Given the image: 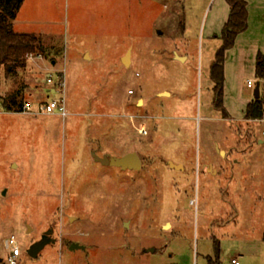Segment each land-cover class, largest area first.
<instances>
[{"label":"rangeland","instance_id":"rangeland-1","mask_svg":"<svg viewBox=\"0 0 264 264\" xmlns=\"http://www.w3.org/2000/svg\"><path fill=\"white\" fill-rule=\"evenodd\" d=\"M225 9V0H24L15 31L53 52L2 72L0 96L21 91L38 109L49 89L58 95L48 78L60 74L71 115L7 112L0 97V264L12 238L18 264H209L216 242L222 264H264V122L245 118L264 36L251 37V59L225 62L224 115L211 69ZM92 151L137 152L142 168L103 165ZM49 231L55 242L32 257Z\"/></svg>","mask_w":264,"mask_h":264},{"label":"trees","instance_id":"trees-1","mask_svg":"<svg viewBox=\"0 0 264 264\" xmlns=\"http://www.w3.org/2000/svg\"><path fill=\"white\" fill-rule=\"evenodd\" d=\"M231 11L221 38L222 46L216 54L211 69V79L215 84L216 107L224 115L227 111L223 107L225 87V62L227 52L235 45L238 35L248 27V10L246 0H226ZM24 0H0V87L2 72L6 78L16 76L18 70L26 68L31 55L47 56L53 52V47L45 46L41 37L34 33H19L14 29V21ZM256 74L258 79H264V55L259 53L256 60ZM21 91H17L2 98V105L7 112H24L23 99L18 100ZM263 100L253 99L246 108L245 118L248 120L262 117ZM216 260L209 259V264L221 263V246L215 244Z\"/></svg>","mask_w":264,"mask_h":264},{"label":"crops","instance_id":"crops-1","mask_svg":"<svg viewBox=\"0 0 264 264\" xmlns=\"http://www.w3.org/2000/svg\"><path fill=\"white\" fill-rule=\"evenodd\" d=\"M226 1V0H225ZM247 2V10H248V27L247 29L240 33L236 39V42H235V45L232 49H230L228 52H227V57H226V63L229 62L230 58L232 57L233 58V55H242L243 57H248L249 59H251V52H252V49L254 48V46L252 47L251 46V37L255 34H258L259 36H264V0H246ZM230 11H231V8L229 6V4L227 3L226 1V9H225V14H226V17L224 19V22L228 21L229 19V15H230ZM46 46V44H44ZM262 47H257L256 51L258 52H262ZM262 54V53H261ZM86 58L87 56H89V59L91 58L89 54H85ZM257 56L258 54L254 57L256 58L255 60H257ZM126 57V56H125ZM123 57L122 59L124 60ZM129 57L130 54H129ZM124 63V62H123ZM129 63H131V58H129ZM55 64V63H54ZM125 64V63H124ZM42 65V64H41ZM126 65V64H125ZM128 66V65H126ZM251 66V65H250ZM250 66H246V69L247 68H250ZM252 68V73L257 77V74H256V61L255 63L251 66ZM225 75H227V79L225 80V86L227 88V81H228V74H227V70L225 72ZM49 83V82H48ZM51 85V83H50ZM53 85V84H52ZM229 88V87H228ZM52 90L49 89L47 91V99L46 101H44L45 103L49 102L52 98H54V96L52 95ZM23 99V102L24 104L26 103H29V101H27L23 95V97L21 98ZM254 99V98H253ZM252 100H248L245 104V114H246V108H247V105L251 102ZM227 105V104H226ZM68 108V107H67ZM228 109V108H227ZM231 110L228 109V112L229 114L232 116ZM59 117H62V119H68V117L71 115L70 111L68 110V116L66 117H63L59 114H57ZM93 152V157H94V154H97L99 157H104V156H110L112 157L110 154L108 153H105L103 155L99 154L97 151H92ZM137 153V152H136ZM94 160L96 162H98L95 157H94ZM100 163V162H99ZM102 164V163H101ZM233 259H237V258H233ZM232 259V260H233ZM231 260V262H232ZM233 264V263H232Z\"/></svg>","mask_w":264,"mask_h":264},{"label":"built area","instance_id":"built-area-1","mask_svg":"<svg viewBox=\"0 0 264 264\" xmlns=\"http://www.w3.org/2000/svg\"><path fill=\"white\" fill-rule=\"evenodd\" d=\"M35 57L43 58L42 55H38V56L31 55L29 59ZM48 82L57 86L58 95L52 98L49 102L39 105L38 109H33V107L29 103H26L23 107L24 112H28V113L35 112L37 114H45V115L59 114L63 117L68 116L67 99H66V81L64 76L57 74V79H55L54 76L51 74L50 77L48 78ZM258 82L260 83V98L263 100V106H262L263 115L262 117L251 119L250 121L264 122V79H258ZM248 84L253 85V82L249 80ZM143 131L146 132L144 128L142 129V132ZM9 246H11V253L10 256L8 257L7 264H18V258L21 255V250L17 245H15L14 238H12L9 241ZM232 263L240 264L238 259H233Z\"/></svg>","mask_w":264,"mask_h":264},{"label":"water","instance_id":"water-1","mask_svg":"<svg viewBox=\"0 0 264 264\" xmlns=\"http://www.w3.org/2000/svg\"><path fill=\"white\" fill-rule=\"evenodd\" d=\"M177 58L180 60H184V57H180L177 55ZM123 62L128 65L129 64V54L124 58ZM254 98L259 99L260 98V83L258 82ZM95 159L102 163L103 165L107 166H113V167H119L123 170H139L142 168V159L139 156L138 153L132 152L128 153L122 157H110V156H104L99 157L97 154H94ZM173 168L181 169L182 165H175L173 162L170 163ZM53 231L47 232L41 241L35 243L29 250V254L36 258L40 254V252L50 243H54L55 240L50 238V235H52ZM71 250H77V249H84V246H81L77 243L71 244Z\"/></svg>","mask_w":264,"mask_h":264},{"label":"flooded vegetation","instance_id":"flooded-vegetation-1","mask_svg":"<svg viewBox=\"0 0 264 264\" xmlns=\"http://www.w3.org/2000/svg\"><path fill=\"white\" fill-rule=\"evenodd\" d=\"M142 164H143V163H142ZM50 238L53 239V240H55V238H53V235H50Z\"/></svg>","mask_w":264,"mask_h":264}]
</instances>
